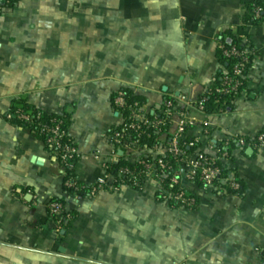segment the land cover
Wrapping results in <instances>:
<instances>
[{
	"label": "crops",
	"instance_id": "1",
	"mask_svg": "<svg viewBox=\"0 0 264 264\" xmlns=\"http://www.w3.org/2000/svg\"><path fill=\"white\" fill-rule=\"evenodd\" d=\"M255 1L18 0L0 15V264H264V148L232 152L243 197L185 183L199 202L190 211L159 200L151 179L142 189L68 195L56 156L6 118L19 98L70 115L74 172L88 188L105 177L106 161L142 157L111 155V133L123 123L113 98L123 89L145 100L147 115L172 99L207 121L187 131L206 153L227 138L255 141L264 132V22H244ZM226 32L248 37L257 57L233 109L206 117L195 104L222 71L216 38ZM54 199L75 215L59 232Z\"/></svg>",
	"mask_w": 264,
	"mask_h": 264
},
{
	"label": "built area",
	"instance_id": "2",
	"mask_svg": "<svg viewBox=\"0 0 264 264\" xmlns=\"http://www.w3.org/2000/svg\"><path fill=\"white\" fill-rule=\"evenodd\" d=\"M16 0H0L3 4H9ZM263 10L256 9L254 11V18L259 19L260 14ZM216 44L218 48H222L220 42V36L216 38ZM224 55L227 58L231 57H241L242 61L235 67V75H239V78L245 79V74L247 73V67L251 65V61L247 58L249 55L257 57L255 49L250 50L249 47L240 52L236 48L226 51ZM254 59V60H255ZM253 60V62H254ZM252 62V64H253ZM242 82L235 76H229L225 71V78L223 82V88L218 92L220 94L228 95L231 93H237ZM123 89L116 94L113 98V106L120 111L128 108L130 115L128 119L123 118V129L122 131H113L110 136V142L114 149L112 156H116L117 151L120 150H131L142 153V157L131 162L137 164L141 167L140 171L133 172L129 169H122L120 171L121 179H117L111 173H109V168L111 163L106 161L104 163L105 167V177L100 178L96 184L92 187H87L89 189V196L95 197L102 192H117L124 186H130L135 189H142L147 180L151 179L156 181L160 186L159 194H162L166 200L173 199L175 201H180L183 205L191 207L195 205L194 199H186L184 193L173 197L165 191V185H170L171 187L184 185L185 183L195 184L196 180L203 182L206 188L214 187L216 182L230 183L229 191L237 192L241 189V185L235 181L234 177L229 179H221L222 170L217 166V160L220 158L224 165H228L232 155L226 152L222 153L216 147H209V153L203 151L204 154L209 156L205 157L200 154H188L183 147H181L180 142L187 136V131L190 128L196 126H202L205 129L208 128L209 124L207 121L199 122L195 118H192L189 111H177L176 104L172 99H166L163 103V109L165 110L164 116L159 117L154 115V119H150L145 112V105L141 106L139 103L129 104L126 99L125 91ZM210 90V89H209ZM208 90V91H209ZM207 91V92H208ZM207 98L202 97L196 104L195 108L199 113H204V104ZM41 114L37 115V118H41ZM177 115L178 124L177 130L172 135V139L169 143L155 145L153 147L141 146L139 141L130 136H127L126 132L131 130L137 134V138H141L146 135L150 137V131L156 134H161L162 129L171 124L172 117ZM7 119L11 120L14 118L11 111L7 113ZM17 119L24 122L25 124L32 123V118L23 113H17L15 115ZM41 132L48 136L47 145L50 146L51 152L56 156L57 160L61 164L64 172V187L67 190H74L76 195H83L84 187L78 185L79 180L74 177H69V173H75V166L80 157L79 150L75 142L72 140L69 130L63 127L62 121L53 120L50 124L43 125L41 127ZM208 134V132H207ZM234 141L238 143L239 147H246L247 143L245 139H235L227 138L223 141L225 147H228L230 142ZM199 141L194 139L193 143H190V147H194ZM249 144L248 146H250ZM253 147L260 149L264 148V132H261L253 142ZM233 152V151H232ZM167 156L173 157L175 160L174 165L170 164L165 160ZM96 159H102L101 155L98 154ZM109 160V159H107ZM68 176V178H67ZM68 194V192H67ZM48 209L51 216L55 219L57 226L60 231L61 220L68 211L64 204L59 202L50 201L48 203ZM68 221L72 220L70 214L67 215Z\"/></svg>",
	"mask_w": 264,
	"mask_h": 264
},
{
	"label": "trees",
	"instance_id": "3",
	"mask_svg": "<svg viewBox=\"0 0 264 264\" xmlns=\"http://www.w3.org/2000/svg\"><path fill=\"white\" fill-rule=\"evenodd\" d=\"M17 1L18 0L13 1L12 3H9V4H3L2 2H0V15H2L5 10L14 7L16 5ZM256 9H262L263 10L260 14L259 19L254 18V11ZM244 22L246 24L250 23L253 26H258L264 22V0H257L253 3H251L247 7V13H246V16L244 17ZM220 42H221L222 48H217V58H218L219 63L222 67V71L217 75L215 85L203 96V97L207 98V100L204 104V113H203V115H205L206 117L213 116V115H219L222 113H228L233 109V106H234L236 99L238 97H240L246 91V83H247L246 77H247V74H248V72L252 66V62L255 59V56H253V55H249L247 57L251 61V65H249L247 67V71H246L247 73L245 74V79L244 78L241 79V78H239V75H235L234 70H235V67L242 61V58L241 57L227 58L224 55V53L226 51L232 50L234 48H236L240 52L246 50L248 47L250 50H252V49H254V46H253L251 40L248 37H237L232 32H226L220 36ZM225 71L228 73L229 76H235L242 82V85L239 87V90L237 93H231L228 95L223 94L222 95L218 92L219 90H221L223 88ZM124 92L126 94V99H127L129 104L139 103L141 106L145 105V100L143 98L134 95L133 92H131L130 90H127V89ZM115 97H116V95H115ZM115 110L117 111L116 108H115ZM10 111H11V114H13L14 118L11 120H8V121H10L13 125L28 129L35 137H37L42 142H44V144L46 145V147L49 150H50V146L47 145L48 136L42 134L41 127L43 125L50 124V122L53 120H57V121L63 122V127L65 129H67V130L70 129V125H71L70 115H68L66 113L63 115H56V114L44 112V111H42L36 107L30 106L26 102V100L23 98H19V99L13 101ZM17 113H23L27 116H30L32 118V123L25 124L24 122L17 119V117H15V115H17ZM39 113H42L40 119L37 118V115ZM164 113H165V110L162 107L160 110H158L156 112L155 116L163 117ZM120 114L123 116V118L128 119V117L130 115V111L128 108H126V109L120 111ZM148 117L150 119H154V115H148ZM169 128H170V123L167 124V126L162 129V133L159 135L156 134L155 132L150 131L149 132L150 137L144 135L141 138H137V134H135L131 130L127 131L126 134H127V136L132 137L133 140L134 139L138 140L141 146H148L151 148L155 145H161V144H165V143L170 142V140L172 139V135L168 134ZM122 129H123V126L121 125L120 127L116 128L114 131L119 132V131H122ZM164 136H165V138H164ZM193 142H194V139L186 136L184 139L181 140L180 145H181V147H183L185 149V151L188 154L194 153V154L204 155L205 157L209 156L208 154H204L203 151L201 150V147H202L201 143H197L194 147H190L189 146L190 143H193ZM253 142L254 141H251L250 139H246L247 146L249 144L253 145ZM216 148L219 149L222 153L228 152L229 156H230V154L232 155V151H234L235 149L238 148V143L231 141L229 146L225 147L223 142H222V143L218 144ZM165 160L167 162H169L170 164L174 165L175 160L173 159V157L167 156L165 158ZM217 166H219L222 170L221 179H229L231 177H234L235 181H237L241 185V189L239 191L230 192L228 190L230 187V183H223V182L219 181V182H216L215 183L216 185L214 186L217 188V192H219V193L229 192L231 195H238L240 197H243L245 194V184L243 183V181L238 178V176L236 175V173L232 169H230L229 165H224L221 162L220 158L217 160ZM122 169H129L130 171L138 172V171H140L141 167L137 164H133V163L128 162V161L124 160L123 158H121V161H119L116 164L111 165L108 171L117 179H121L122 176L120 175V171ZM68 176L69 177L75 176L77 178V176L73 172L69 173ZM68 176H67V178H68ZM195 184L199 187H202V188L206 187L203 182H200L198 180H196ZM78 185L81 187H84V185L81 184L80 182L78 183ZM164 188H165L166 193L169 195H172L173 197H176L177 195L184 193V197L186 199H194L195 200V205L188 207L186 205H183L180 201H175L173 199L166 200L162 194H158V199L161 201L167 202L172 208H174V209L185 208V209H188L190 211H196L199 208L198 200L185 187V185L181 184V185L174 186V187H171L170 185H165ZM65 191H66V193L68 192V195H70L72 197L77 196L76 192L74 190L65 189ZM82 192H83V195H88L89 189L87 187H84V190ZM52 201L64 204V201L60 200V199H54ZM68 214L71 215L72 219L75 218L74 213L68 212L67 214H65L61 220V226L62 227H65L68 224V222H70L67 219ZM49 215H50L51 219L55 222V219L51 216L50 212H49ZM263 259H264V253H263Z\"/></svg>",
	"mask_w": 264,
	"mask_h": 264
},
{
	"label": "water",
	"instance_id": "4",
	"mask_svg": "<svg viewBox=\"0 0 264 264\" xmlns=\"http://www.w3.org/2000/svg\"><path fill=\"white\" fill-rule=\"evenodd\" d=\"M247 153H248V154H251V153H253V150H252V149H249V150L247 151Z\"/></svg>",
	"mask_w": 264,
	"mask_h": 264
}]
</instances>
